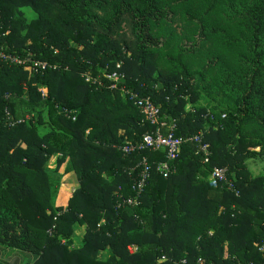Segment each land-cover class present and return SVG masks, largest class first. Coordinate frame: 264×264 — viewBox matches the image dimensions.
<instances>
[{
    "label": "trees",
    "instance_id": "1",
    "mask_svg": "<svg viewBox=\"0 0 264 264\" xmlns=\"http://www.w3.org/2000/svg\"><path fill=\"white\" fill-rule=\"evenodd\" d=\"M0 53L22 60L0 59L2 248L32 253L27 264H264V175L246 166L264 159V0H0ZM130 92L158 106L163 132L201 133L207 161L186 141L163 177L161 149L123 154L156 127ZM23 100L44 116L21 115ZM142 157L138 203L117 206ZM66 161L77 186L52 207ZM213 167L237 196L209 185Z\"/></svg>",
    "mask_w": 264,
    "mask_h": 264
},
{
    "label": "built area",
    "instance_id": "2",
    "mask_svg": "<svg viewBox=\"0 0 264 264\" xmlns=\"http://www.w3.org/2000/svg\"><path fill=\"white\" fill-rule=\"evenodd\" d=\"M0 59H10V61L16 63L22 62V60L5 55L4 53H0ZM32 63L33 66L36 67L44 68L45 66V62L34 61ZM116 68H120V63L116 64ZM104 77L111 82L109 87L115 88L116 82L122 80L124 78V74L122 72H118L117 70H113L110 73H104ZM85 80L92 81L93 83L96 82L98 84L101 83L97 79H92L88 75H85ZM129 98L141 111L144 120L148 121L150 124L156 125V127L152 132L143 134L138 142H128L120 146L119 149L123 154H129L131 152L144 149L155 151L161 149L164 152V159L155 163V170L163 177L168 176V174L172 172L173 169L171 162L177 157L181 144L186 141H193L200 144V150L204 155L203 161H207L208 144L201 142V133L186 137L175 136L173 134V126H169L167 131L163 132L161 129L163 123L159 120L158 106H156L148 97H142L132 92L129 93ZM138 166L139 168L136 178L131 186L133 194L127 197H122L120 201H117V206H120L121 204L136 205L138 203L139 194L142 191L151 169L146 157H142ZM208 183L213 187L218 186L219 184H224L228 189L233 191L234 195H238V191L234 188L233 183L226 177L225 167H213L208 175ZM132 247V245L128 247L131 252ZM196 264H203V260L198 259Z\"/></svg>",
    "mask_w": 264,
    "mask_h": 264
},
{
    "label": "rangeland",
    "instance_id": "3",
    "mask_svg": "<svg viewBox=\"0 0 264 264\" xmlns=\"http://www.w3.org/2000/svg\"><path fill=\"white\" fill-rule=\"evenodd\" d=\"M22 13H23V16L25 17V19L27 21H29L31 18H33L35 15L30 11V9H26V8H23L22 9ZM181 29H183V27L181 26V24H176V30L177 31H181ZM156 74V73H155ZM44 92V91H42ZM20 107H23V112L21 115H23L24 117L26 118H29L32 116H35L36 113L39 111L40 115L41 116H44V108H42L41 106H35V105H30L28 104L25 100H23L21 102V105ZM33 108V109H31ZM31 109L33 112H29L28 110ZM22 109L19 108V112L21 111ZM42 128V131H44L43 127ZM54 158H50V160L47 162V167H50V168H54L55 167V164H56V161H53ZM246 166H247V169L248 171L250 172V174L252 176H255V175H258V174H263L264 175V159H249L246 161ZM59 173H60V182H56L54 179H51L50 180V184H49V190L50 192H52V194L54 192H56L57 194H64V195H68L66 192H69L70 193V188L71 186H68L66 187V184L65 183H71L70 180H72L73 178H76V175L70 165V162H65V163H61L60 166H59V169H58ZM67 181V182H66ZM74 181V179H73ZM76 182V181H75ZM65 185H64V184ZM75 185H73L72 187L76 186L77 184L74 183ZM72 193V191H71ZM55 201V199H54ZM57 203L60 202V201H56ZM50 203H52V198L50 200ZM261 203H264V201H261ZM261 205V204H260ZM82 234V231H76V234L77 235L76 239H79V237L81 236ZM258 252H260L261 256H264V244H260L258 246ZM136 250V248L133 246L132 247V251ZM202 260V259H201ZM203 264H205V262L203 261Z\"/></svg>",
    "mask_w": 264,
    "mask_h": 264
},
{
    "label": "crops",
    "instance_id": "4",
    "mask_svg": "<svg viewBox=\"0 0 264 264\" xmlns=\"http://www.w3.org/2000/svg\"><path fill=\"white\" fill-rule=\"evenodd\" d=\"M53 161H55V158ZM73 179H74V181H73ZM73 179L70 180L71 183H65L66 187H67V185L71 186L70 193L66 192L68 195H64L63 193L59 195L56 192H54L52 194V192H50V196H51L50 200L52 198V203H51L52 207H58V206L65 207L67 205L68 199L70 198V195H71V191H73L75 189V187L77 186L76 185V186L72 187L73 185H75L74 183L77 184L76 178H73ZM54 199H55V201H54ZM56 201H60V202L57 203ZM79 230L82 231V234L79 237V239H76L77 235H75V234H76V231H79ZM84 231H85L84 225H76L75 226L72 244H71L72 247L76 248L79 246ZM32 258H33V254L29 253L27 251H23V250H19V249L2 248L0 246V264H27V262L32 260Z\"/></svg>",
    "mask_w": 264,
    "mask_h": 264
}]
</instances>
